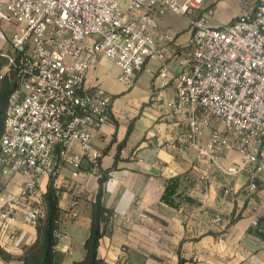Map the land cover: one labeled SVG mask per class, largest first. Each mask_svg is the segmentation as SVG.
<instances>
[{
  "label": "built area",
  "instance_id": "built-area-1",
  "mask_svg": "<svg viewBox=\"0 0 264 264\" xmlns=\"http://www.w3.org/2000/svg\"><path fill=\"white\" fill-rule=\"evenodd\" d=\"M242 1L243 14L212 25L210 8L199 13L203 0H0V21L16 29L7 50L0 49V83L10 72L17 85L3 116L0 182L25 177L16 195L0 197V220L18 201L25 203V224L45 216L38 181L54 170L57 151L74 168L87 159L100 178L92 132L108 120L110 97L86 83L99 56L113 61L126 90L148 59L159 62L158 85L173 88L167 107L187 118L189 146L213 165L222 149L235 151L227 171L245 173L255 191V175L264 172V0ZM166 13L186 19L191 31L178 50L177 72L160 50L174 35L152 32ZM118 216L112 212L110 220Z\"/></svg>",
  "mask_w": 264,
  "mask_h": 264
},
{
  "label": "crops",
  "instance_id": "crops-1",
  "mask_svg": "<svg viewBox=\"0 0 264 264\" xmlns=\"http://www.w3.org/2000/svg\"><path fill=\"white\" fill-rule=\"evenodd\" d=\"M230 1L203 0L199 13L210 8L209 22L220 25L225 16L231 20L246 11L237 13ZM156 19L154 35H174L160 50L168 69L177 72L178 50L191 36L188 22L171 13ZM15 30L0 21V49ZM158 71L159 62L148 59L128 90L104 56L86 74L89 87L110 97L108 120L92 132V151L100 154L98 172L106 175L103 204L119 215L110 220L97 256L105 264H178L179 258L191 264H264V172L255 175L257 187L250 191L245 173L227 171L237 161L235 151L222 149L218 165L200 159L189 146L187 118L167 107L175 93L158 85ZM207 137L205 129L199 141ZM76 153V147L69 151ZM53 159L54 170L38 187L43 196L54 190L58 199L55 264H73L85 255L99 178L87 159L78 168L64 163L58 152ZM24 181L12 176L0 197L16 195ZM24 207L14 203L13 215L0 220V264H21L23 248L36 239L34 226L22 221Z\"/></svg>",
  "mask_w": 264,
  "mask_h": 264
},
{
  "label": "trees",
  "instance_id": "trees-1",
  "mask_svg": "<svg viewBox=\"0 0 264 264\" xmlns=\"http://www.w3.org/2000/svg\"><path fill=\"white\" fill-rule=\"evenodd\" d=\"M17 89L14 75L6 73L0 83V107L5 105L8 97ZM2 102V103H1ZM2 112L0 111V117ZM3 130V119H0V134ZM58 152V151H57ZM106 175L101 174L99 188L92 201L91 223L87 238L84 241L85 255L82 260L73 264H105L98 256L97 249L101 238L104 236L110 222L112 210L103 204V183ZM4 185L0 182V193ZM42 207L45 216L34 226L36 232L35 241L23 248L18 260L21 264H55L58 258L56 246L58 238V199L55 191L48 189L43 196ZM192 260L179 258L178 264H191Z\"/></svg>",
  "mask_w": 264,
  "mask_h": 264
},
{
  "label": "rangeland",
  "instance_id": "rangeland-1",
  "mask_svg": "<svg viewBox=\"0 0 264 264\" xmlns=\"http://www.w3.org/2000/svg\"><path fill=\"white\" fill-rule=\"evenodd\" d=\"M230 2L234 3L233 4V8L236 10L237 13H240L242 11V9L244 10L245 7H247V4L245 2H243L242 0H232ZM224 18H225V19H223L224 23H222V24H225V23H227L230 20V18H228L227 16H225ZM7 48L8 47H6V49H4V50H7ZM5 108H6V104L5 105L3 104V106L0 107V111L2 112L0 119L1 118L3 119ZM10 179H11V177H10ZM10 179L8 181H6L3 185L4 186L7 185V183L10 182Z\"/></svg>",
  "mask_w": 264,
  "mask_h": 264
}]
</instances>
